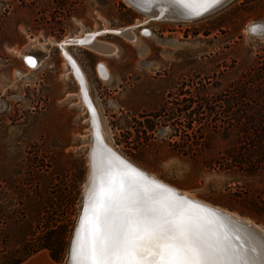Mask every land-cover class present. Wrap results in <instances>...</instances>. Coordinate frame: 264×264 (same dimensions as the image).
<instances>
[{"label":"rangeland","instance_id":"374dc122","mask_svg":"<svg viewBox=\"0 0 264 264\" xmlns=\"http://www.w3.org/2000/svg\"><path fill=\"white\" fill-rule=\"evenodd\" d=\"M144 20L124 0H0V249L8 245V262L47 235L57 238L70 217L56 261L41 249L21 263L66 264L83 204L89 110L59 43L132 25L134 40L99 37L116 46L113 54L66 45L86 76L106 141L169 185L264 227L238 196L239 179L201 162L207 151L198 138L204 96L230 89L245 70H236L239 63L264 50V36L246 30L264 22V0H230L193 20Z\"/></svg>","mask_w":264,"mask_h":264},{"label":"snow or ice","instance_id":"6c2138e0","mask_svg":"<svg viewBox=\"0 0 264 264\" xmlns=\"http://www.w3.org/2000/svg\"><path fill=\"white\" fill-rule=\"evenodd\" d=\"M157 2L143 0L148 6ZM168 3L201 16L221 0ZM250 31L264 34V26ZM92 160L71 264H264V239L254 232L229 228L213 210L110 150L94 153Z\"/></svg>","mask_w":264,"mask_h":264},{"label":"trees","instance_id":"16d2710c","mask_svg":"<svg viewBox=\"0 0 264 264\" xmlns=\"http://www.w3.org/2000/svg\"><path fill=\"white\" fill-rule=\"evenodd\" d=\"M237 69L245 70L230 89L204 96V121L198 138L207 153L201 162L237 177L241 184L238 196L254 217L264 219V50L250 61H241ZM69 211L70 216L72 209ZM70 224L68 217L57 238L47 235L21 256L12 254L9 262L5 244L0 249V264H21L41 249H47L56 261L58 245ZM52 240L54 244H50Z\"/></svg>","mask_w":264,"mask_h":264},{"label":"bare ground","instance_id":"6f19581e","mask_svg":"<svg viewBox=\"0 0 264 264\" xmlns=\"http://www.w3.org/2000/svg\"><path fill=\"white\" fill-rule=\"evenodd\" d=\"M124 1L129 6H131L132 8L137 10L138 12L145 15L144 22H147L149 20L187 21V20L197 19V18H188V16H187L188 12L179 6L172 5L171 9L166 12L167 7L169 5H171L168 3V0H158L157 3L152 4L150 6L145 5L143 3V0H124ZM162 14H164V15L162 17H160ZM201 17H203V16H201ZM201 17H198V18H201ZM259 22H262V21H259ZM137 23H139V22H137ZM137 23H135V24H137ZM135 26L136 25L127 26L124 28H119L117 30L103 29L101 31H90V32L82 33L81 35H76L74 37H67L62 42L59 43L61 51H62L63 55L66 57L67 61L69 62L70 66L72 68V72H73L74 76L76 77V79L79 83L80 92L76 93L77 98L89 110V120H90V127H89V131H90L89 149H90V152L88 153L89 179H88V183L87 182L84 183L85 184L84 192H83L84 202H85L86 191L90 186V178L92 175V171H91L92 170V163H93L92 156L94 153H98V152H101L103 150L101 147V143L107 144L111 149H113L117 154H119L118 156L120 158H122L123 160L129 162L133 166L144 171L146 174L150 175L151 177L160 180L155 175H153L149 172H146L145 170L139 168L134 163L127 160L124 156H122L119 152H117L110 144H108V142L106 141V137L104 134V129L102 126V122L100 119L98 109L96 108V106H94V103H92V101L89 97L90 94L88 95V93H87V87H88L87 85L88 84H86V82H87L86 76L83 73V71L80 69L78 62L74 59V57H71L69 55V53H67V51H66L67 50L66 45H78V46H81L83 48L97 52V53L102 54V55L113 54L117 50L116 46L112 43L101 40L99 37L102 34H104L105 32H112L113 34H118V35L124 37L125 39L134 40L136 38V35L134 32ZM80 42H83V43H80ZM29 57L35 62V66H36V61L31 56H23L25 62L29 66L33 67L27 60V58H29ZM69 57L71 58V61L75 62V67H73V64L70 62ZM98 68H99L100 75L105 78L107 76V72H106L104 65L102 63H100L98 65ZM77 69H78V71H77ZM85 93H86V95H85ZM88 174H87V176H88ZM160 181L162 183L168 185L169 187L175 189L178 193L183 194L185 197H189V198H191V200L196 201L199 204L206 206L208 209L213 210L219 216L220 219L224 220L228 224L229 228H231L234 225H241L243 228L247 229L248 231L254 232L253 230H251V228H249V225H251V226H253L254 229L258 228L260 230H263V232H264V229L261 228L260 225H257L256 223H254L249 218L239 216L235 212H231L230 210L223 209L222 207H220L218 205H213L209 202L198 199L186 190L178 189L172 185H169L168 183H166L162 180H160ZM73 243H74V241H73ZM73 243H72V245H73ZM69 255H70V259H69L68 264H71V249H70V254H69V249H68V256ZM68 256H67V259H68Z\"/></svg>","mask_w":264,"mask_h":264},{"label":"water","instance_id":"95a60500","mask_svg":"<svg viewBox=\"0 0 264 264\" xmlns=\"http://www.w3.org/2000/svg\"><path fill=\"white\" fill-rule=\"evenodd\" d=\"M229 1H230V0H221V3H220V4L216 5L214 8L210 9L208 12L204 13V14L201 15V16H204V15H206V14H209V13H211V12H214L215 10H217V9L221 8L222 6H224L225 4H227ZM171 6H172V5H169V6L167 7L166 12H167L168 10L171 9ZM163 15H164V14H162L160 17H162ZM187 16H188V18H198V17H201V16L190 15L189 13L187 14ZM252 26H257V27L264 26V22L253 21L252 23H249V24L246 26V30H247L249 33L254 34V35H258V36H264V34H262V32H253V31H250V27H252ZM101 147H102L103 150H104V149H107V150H110L112 153H115L117 156L119 155V154H117L113 149H111V148H110L107 144H105V143H101ZM89 152H90V149H89L88 153H89ZM89 167H90V166H89ZM88 179H89V174H88V176H87V178H86L85 183H86V182L88 183ZM83 207H84V197H83V204H82V208H81V210H80V214H79V216H78V219H77V221H76V225H75V227H74V229H73V232H72V237H71L70 245H69V254H70V249H71L72 243H73V241H74V237H75L76 231H77L78 226H79V221H80V218H81V215H82ZM249 228H251V230H253V231H254V232H255L260 238L264 239V232H263V230H260V229H258V228H255V229H254L253 226H251V225H249ZM263 229H264V227H263ZM69 259H70V255L68 256V259H67L66 264H68Z\"/></svg>","mask_w":264,"mask_h":264},{"label":"crops","instance_id":"0c3cea01","mask_svg":"<svg viewBox=\"0 0 264 264\" xmlns=\"http://www.w3.org/2000/svg\"><path fill=\"white\" fill-rule=\"evenodd\" d=\"M39 255V254H38ZM40 255H44V254H40ZM37 256V255H36ZM45 256V255H44ZM35 257V256H34ZM46 257V256H45ZM47 259V258H46ZM27 263V262H26ZM24 263V264H26ZM30 264H40V261L37 259H35L34 261H32Z\"/></svg>","mask_w":264,"mask_h":264}]
</instances>
